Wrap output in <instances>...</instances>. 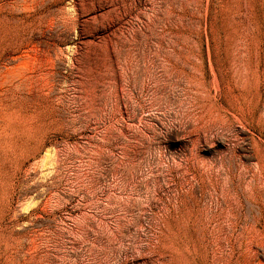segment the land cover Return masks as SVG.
I'll use <instances>...</instances> for the list:
<instances>
[{"label":"rangeland","instance_id":"obj_1","mask_svg":"<svg viewBox=\"0 0 264 264\" xmlns=\"http://www.w3.org/2000/svg\"><path fill=\"white\" fill-rule=\"evenodd\" d=\"M0 264H264V0H0Z\"/></svg>","mask_w":264,"mask_h":264}]
</instances>
